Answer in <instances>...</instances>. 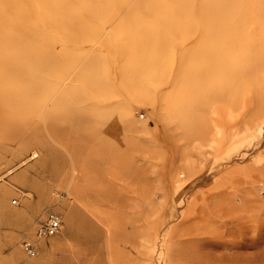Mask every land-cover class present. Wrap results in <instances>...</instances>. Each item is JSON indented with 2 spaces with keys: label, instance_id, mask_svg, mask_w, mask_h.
<instances>
[{
  "label": "rangeland",
  "instance_id": "obj_1",
  "mask_svg": "<svg viewBox=\"0 0 264 264\" xmlns=\"http://www.w3.org/2000/svg\"><path fill=\"white\" fill-rule=\"evenodd\" d=\"M126 12L98 14L89 39H71V54L79 56L71 74L108 68L118 89V133L95 132L87 150L76 147L73 134L66 156L43 132L67 157L53 173L40 167L47 149L42 138L29 136L31 125L0 124V264H146L149 250L150 264H264V91L258 97L240 87L215 100L208 90H183L171 69L178 61L170 62L167 52L155 69L124 78L120 59H109L129 33L119 24ZM182 40L170 51L182 55ZM106 142L117 143L116 151ZM85 203L110 223L114 241L102 254L77 256L67 239L66 212ZM48 210L60 214L61 230L30 258L22 241L33 237ZM127 235L136 254L122 246Z\"/></svg>",
  "mask_w": 264,
  "mask_h": 264
},
{
  "label": "bare ground",
  "instance_id": "obj_2",
  "mask_svg": "<svg viewBox=\"0 0 264 264\" xmlns=\"http://www.w3.org/2000/svg\"><path fill=\"white\" fill-rule=\"evenodd\" d=\"M241 4L239 0H0V124L18 120L21 125H31L29 136L42 138L47 149L40 167L53 173H59L66 156H71V135L75 134L78 149L87 150L84 144L95 132L100 136L110 130L118 133V89L108 76V68L100 65L71 74L72 63L79 58L71 54V39L86 41L93 34L90 27L99 17L96 15L109 19L120 10L127 11L119 24L127 26L129 33L109 61L120 59L124 78L155 69L167 52L170 62L178 61V69L173 70L174 64L171 69L183 90H208L215 100L240 87L261 95L264 0H252L250 6L248 0ZM180 35V42L187 47L182 55H176L170 48ZM57 45H61L59 50ZM256 111L250 128L258 118ZM43 132L66 156L44 139ZM103 145L115 151L118 146ZM36 157L33 153L30 158ZM89 204L66 212L67 239L75 242L71 249L75 248L77 256L102 254V246L107 248L114 241L110 223L107 225L99 209ZM121 243L124 249L131 248V254L136 252L131 235ZM145 258L150 264V250ZM36 260L31 264H39Z\"/></svg>",
  "mask_w": 264,
  "mask_h": 264
},
{
  "label": "built area",
  "instance_id": "obj_3",
  "mask_svg": "<svg viewBox=\"0 0 264 264\" xmlns=\"http://www.w3.org/2000/svg\"><path fill=\"white\" fill-rule=\"evenodd\" d=\"M15 204L16 201H13ZM62 226L61 216L57 211L48 210L44 220L37 226L32 238H26L22 241V248L25 254L33 258L37 255L40 241L48 240L56 236Z\"/></svg>",
  "mask_w": 264,
  "mask_h": 264
}]
</instances>
